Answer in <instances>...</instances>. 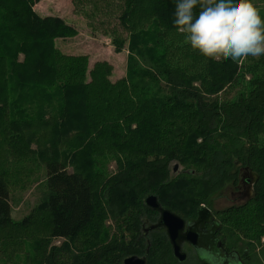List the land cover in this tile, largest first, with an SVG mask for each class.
Returning a JSON list of instances; mask_svg holds the SVG:
<instances>
[{
	"label": "trees",
	"instance_id": "obj_1",
	"mask_svg": "<svg viewBox=\"0 0 264 264\" xmlns=\"http://www.w3.org/2000/svg\"><path fill=\"white\" fill-rule=\"evenodd\" d=\"M40 1L0 0V151L7 154V137L22 136L2 131L3 124L35 126L50 142L39 154L47 174L63 185L72 180L74 188L63 186L68 198L47 188L44 209L14 222L12 176L32 171L0 167V264H122L130 256L145 257V264H203L190 256L176 261L162 231L146 241L140 228L152 211L143 199L154 195L163 208L192 221L237 182L240 168L258 176L254 194L216 213L220 236L241 264H264V55L248 65L204 57L173 26L175 0H117L119 10L111 12L118 23L104 35L116 52L127 48L130 55L125 76L112 81L105 61L89 66L86 55L56 48L55 40L77 29L54 11L39 13ZM102 10L99 0H86L79 14L92 27ZM238 86L236 99L215 96ZM67 153L76 158L72 175ZM107 157L117 163L110 179ZM173 161L185 171L172 176ZM119 212L125 227L113 222L110 237L104 221L107 213L115 221Z\"/></svg>",
	"mask_w": 264,
	"mask_h": 264
},
{
	"label": "rangeland",
	"instance_id": "obj_2",
	"mask_svg": "<svg viewBox=\"0 0 264 264\" xmlns=\"http://www.w3.org/2000/svg\"><path fill=\"white\" fill-rule=\"evenodd\" d=\"M52 1L54 0H46L47 6L53 4ZM75 1L76 0H55V5L53 7L54 12L60 14L62 19H64L67 24H70L77 29V35L71 38L55 40L56 48L65 55H86L89 59V66H92L96 62L105 61L112 68V74L110 77L112 81H116L117 79L124 77L127 59L130 54L128 53L127 48H125L122 52H116L114 50V46L112 45L111 37L104 35L105 29L111 27L110 24L112 25L114 23H118L116 19L117 13L111 12L112 8H117L119 10L117 7V0H99L101 7L103 8L102 13L104 14L99 17L94 16L96 24H94L92 27L87 26V21L84 19V16L79 14L81 11V5H83L86 0H79V4ZM42 2L43 0L36 4L34 8L41 11L42 8H40V5ZM74 2L77 6H75ZM253 4L260 10L262 15H264V0H253ZM101 21L104 22V24ZM160 50L162 51L163 49ZM22 58L23 57L19 55V62H22ZM258 58L259 57L250 56L241 59L239 64L248 65L256 62ZM218 59L219 58H216L215 60ZM249 77L250 75H246L244 82H248ZM194 85L197 87L201 86L199 81L194 82ZM241 89V86L232 89L225 88L221 91H218L215 96H220V98H224L225 100H233L237 98V95ZM29 112L35 113V111L32 110ZM13 114L17 113L15 112ZM16 116L10 117L11 120ZM30 117L33 118L35 116L31 115ZM34 127L35 126H32V128L26 127L25 125L6 126L5 124H3L1 127L2 131H8L12 136L16 131L22 136L19 139L13 138V140H11V136L6 138V144H8L6 149H8V152L5 154L3 151H0V167H3L6 163V166L13 168L12 173L14 172V166H25L29 169L26 170V168H24L20 170L28 172L32 171L29 176H12V185L9 188L8 205L10 209V217L14 222H20L38 207L43 206L44 209L45 198L48 195L47 188H52L55 192L57 191L58 193L62 194L63 198H68V192L64 187H68L67 185L70 186L72 182V180L69 179L67 180L66 184L63 185L62 182L58 180V178H53L50 176V174H47L44 165L45 162L39 158V154L41 150H47L49 148L50 142L44 139L42 131H36ZM12 145L14 146L15 150L13 157L9 155V150L11 149L10 147ZM8 155L12 159L9 158ZM27 156L35 157L36 160L30 159ZM64 159L67 175H72L74 172V167L76 166V158L72 154L67 153L65 154ZM108 160L109 157L105 159V171L107 174L106 179H110L116 174L117 171V163L113 160ZM175 165L178 167L176 171H174ZM169 168L172 169V176H176V174L185 171L184 166L176 161H173ZM100 183L101 182H97L98 185H100ZM70 187L74 188L72 185ZM105 204L106 201H102L101 207H103ZM229 204L230 200L228 199L227 192H220L212 197L211 209L214 211L222 210ZM116 208V211H120L122 204L119 203ZM108 215L109 214L107 213V218L104 221V225L108 227V234L111 237L115 231L114 223H121L123 228L125 225L122 221V212H119L115 221H113L111 216L108 217ZM122 237H127L128 239V234H123ZM61 241L62 239L54 240V244L58 245ZM263 242L264 239H262V243ZM182 250L187 254L188 257L190 256L191 259L198 261V257L193 250L185 246ZM191 263H193V261H191Z\"/></svg>",
	"mask_w": 264,
	"mask_h": 264
},
{
	"label": "clouds",
	"instance_id": "obj_3",
	"mask_svg": "<svg viewBox=\"0 0 264 264\" xmlns=\"http://www.w3.org/2000/svg\"><path fill=\"white\" fill-rule=\"evenodd\" d=\"M173 26L192 50L239 62L264 55V15L253 0H175ZM203 264H234L220 249L199 250Z\"/></svg>",
	"mask_w": 264,
	"mask_h": 264
},
{
	"label": "water",
	"instance_id": "obj_4",
	"mask_svg": "<svg viewBox=\"0 0 264 264\" xmlns=\"http://www.w3.org/2000/svg\"><path fill=\"white\" fill-rule=\"evenodd\" d=\"M174 166V171L177 170ZM256 178L258 176L254 174ZM143 205L158 213L157 222L150 226L149 230L162 231L170 244L172 255L179 263H184L187 254L182 250V244L189 243L194 248H207V241L200 238V233L205 229V225L213 220V215L209 208L200 207L196 213V219L187 223L178 215L163 208L154 195H148L143 199ZM220 245V244H219ZM221 247V245H220ZM217 248V249H220ZM221 253L222 250H221ZM145 257L130 256L123 260L122 264H145ZM237 264V263H236Z\"/></svg>",
	"mask_w": 264,
	"mask_h": 264
},
{
	"label": "flooded vegetation",
	"instance_id": "obj_5",
	"mask_svg": "<svg viewBox=\"0 0 264 264\" xmlns=\"http://www.w3.org/2000/svg\"><path fill=\"white\" fill-rule=\"evenodd\" d=\"M254 174L255 173L249 170L248 168L239 169L238 175H237V182L235 183L234 181H232L231 183H229V185H226L221 191V193L227 192L228 199L230 200V204L225 208L232 207V206L238 207V206H241L247 203L249 200L252 199L253 194H254V186L258 180V178L254 176ZM211 208L209 209L213 215V220H211L210 223H207L205 225V229L201 231L200 233L201 235L200 238L207 241V248L217 249L221 245L220 250H222L223 255L228 257L230 261H234V264L236 263L241 264L239 256L233 251H228L225 248L224 244L222 243L221 236H220L221 223H220V220L218 219V215L216 214L218 211H221V210L214 211ZM151 213L152 214H149L147 217L142 218V223H141V228H140L141 234L146 239V241L149 240V235L151 233L158 232L156 230H149L150 226L155 224L158 219L157 212L152 211ZM192 221L187 220L186 222L190 223ZM184 246L193 250L196 253L198 259H200L199 258L200 255L198 252L200 250L199 248H194L189 243H186V242L182 244V249ZM187 259H188V256H187Z\"/></svg>",
	"mask_w": 264,
	"mask_h": 264
},
{
	"label": "crops",
	"instance_id": "obj_6",
	"mask_svg": "<svg viewBox=\"0 0 264 264\" xmlns=\"http://www.w3.org/2000/svg\"><path fill=\"white\" fill-rule=\"evenodd\" d=\"M53 4L47 6L46 4V0H43V2L40 5V8H42L41 11L37 10L39 13H41L42 15H49L52 11H54L53 7L55 5V0L52 1ZM44 6V7H43ZM57 14V12H55ZM60 16V14H59ZM61 17V16H60ZM62 18V17H61Z\"/></svg>",
	"mask_w": 264,
	"mask_h": 264
}]
</instances>
